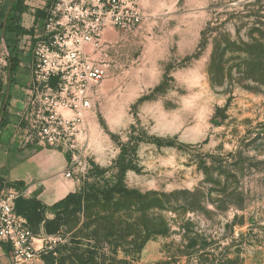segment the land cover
I'll return each instance as SVG.
<instances>
[{
	"label": "rangeland",
	"instance_id": "rangeland-1",
	"mask_svg": "<svg viewBox=\"0 0 264 264\" xmlns=\"http://www.w3.org/2000/svg\"><path fill=\"white\" fill-rule=\"evenodd\" d=\"M135 1V28L86 45L107 68L87 113L90 169L79 197L45 211L54 232L34 227L31 264H264V0ZM9 55L0 30V107ZM150 191L172 208L136 203ZM154 213L169 234L149 237Z\"/></svg>",
	"mask_w": 264,
	"mask_h": 264
},
{
	"label": "built area",
	"instance_id": "built-area-1",
	"mask_svg": "<svg viewBox=\"0 0 264 264\" xmlns=\"http://www.w3.org/2000/svg\"><path fill=\"white\" fill-rule=\"evenodd\" d=\"M59 0L46 10L43 29L31 51V84L19 128L25 144L63 151L65 175L76 180L88 173L90 132L86 124L96 88L107 73L92 50L102 47L109 28L132 30L141 22L135 0ZM24 188L0 194V244L9 248L12 264H31L43 250L27 219L16 211ZM24 196V195H23Z\"/></svg>",
	"mask_w": 264,
	"mask_h": 264
},
{
	"label": "crops",
	"instance_id": "crops-1",
	"mask_svg": "<svg viewBox=\"0 0 264 264\" xmlns=\"http://www.w3.org/2000/svg\"><path fill=\"white\" fill-rule=\"evenodd\" d=\"M50 3L52 0H25L26 10L20 14L19 23L31 32L18 35L24 38V43L29 39V42L33 43L42 31L44 18L38 17L36 11L41 9L46 12V7ZM22 48L29 51V46ZM25 54L32 57L31 51ZM19 57L20 65L14 72V82L9 86L10 99L5 116L6 124L0 128V194L11 187L24 188L25 197H36L44 205L51 207L70 193L78 192L79 183L78 180L65 175L68 157L63 151L23 142L22 131L19 128L20 116L27 105L32 77L30 64L25 65L24 57L21 55ZM0 264H12L11 253L2 244Z\"/></svg>",
	"mask_w": 264,
	"mask_h": 264
},
{
	"label": "trees",
	"instance_id": "trees-1",
	"mask_svg": "<svg viewBox=\"0 0 264 264\" xmlns=\"http://www.w3.org/2000/svg\"><path fill=\"white\" fill-rule=\"evenodd\" d=\"M11 2V1H10ZM25 0H14L11 12L9 14V18H8V22H7V26H6V43L7 46L10 50V55L8 56V62H9V68L11 69L10 75L8 77V81L10 84H12L14 82V72L18 69L19 65H20V61L21 58L19 57V55H17L14 51V48H10L11 47V42H10V38H9V34H14V35H22V34H27L30 33L31 30H27L25 28H23L20 25V14L22 12H24L26 10V5L24 4ZM2 0H0V6H1ZM52 4V3H51ZM49 4V5H51ZM2 11V9L0 8V12ZM6 14V10L4 12H2V20L0 23V30L2 31V27H3V19L4 16ZM16 14L19 15V17H16ZM36 15L38 17H43L45 18L46 14L43 10L38 9L36 11ZM216 49H214L213 53H212V59L215 58L216 56ZM258 55H260V53L256 54V58L258 57ZM255 59V58H254ZM218 69L215 67H211L210 68V72L212 74V78L213 80L216 82L218 81L217 76H218ZM9 72V71H8ZM243 77L242 79H244V76H249L252 78H255V70L252 67H249L246 69V71L244 73H242ZM5 97H6V92L5 94L2 95V105L0 107V114L2 111V107L4 105L5 102ZM10 99V95L8 97L7 100V104L9 102ZM6 112H7V108L4 111L3 114V119L0 122V128L3 127L6 124L5 121V116H6ZM128 165H124L122 168L125 169ZM80 194L79 192L76 193H70L66 198H64L63 200L55 203L53 206L48 207L46 205H44L40 200H38L36 197H25L23 195H20L16 198L15 200V205H16V211L18 214L24 216L29 225L31 226V228L33 230L34 227H36L37 225H40L42 222L46 223V228L49 230L50 226L55 223L56 220H52L49 221L46 219L45 216V211L48 208H52V209H56L59 210L60 208L69 205L75 198L79 197ZM140 197L145 198V200L142 202L141 200H137L136 203H142L143 206H145L147 209L149 210H165L168 208H172L171 206V200L168 199L169 194L167 193H163V192H158V191H150L148 192L145 196L140 195ZM127 199V198H126ZM119 200V199H118ZM108 206L110 204H107ZM130 206L132 204H129ZM171 225L170 222L165 219L163 216L161 215H156V213L153 214L152 218H151V227L149 228V237L151 235H167L169 234V232L171 231ZM50 233H53V230H49ZM8 250L9 248L6 247ZM120 262H127L126 260H120ZM234 261L229 259L227 262H218L217 264H231ZM173 263V261L170 262V260H166L163 262H157V264H171Z\"/></svg>",
	"mask_w": 264,
	"mask_h": 264
},
{
	"label": "water",
	"instance_id": "water-1",
	"mask_svg": "<svg viewBox=\"0 0 264 264\" xmlns=\"http://www.w3.org/2000/svg\"><path fill=\"white\" fill-rule=\"evenodd\" d=\"M13 3H14V0H11V3L9 4V7H8V9L6 11V14L4 16V19H3V27H2V31H1V38H2L3 42L6 44V46H7V43H6V26H7L9 14L11 12ZM7 48H8V46H7ZM8 50H9V48H8ZM10 72H11V69H9V75H10ZM9 93H10V89L8 88V91H7V94H6V97H5V102H4V105L2 107V111H1V114H0V122L3 119V114H4V111L6 110V107H7V100H8V97H9Z\"/></svg>",
	"mask_w": 264,
	"mask_h": 264
}]
</instances>
